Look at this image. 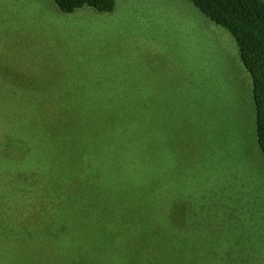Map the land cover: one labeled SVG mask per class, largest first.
Segmentation results:
<instances>
[{
	"label": "rangeland",
	"instance_id": "rangeland-1",
	"mask_svg": "<svg viewBox=\"0 0 264 264\" xmlns=\"http://www.w3.org/2000/svg\"><path fill=\"white\" fill-rule=\"evenodd\" d=\"M0 0V264H264V155L235 38L190 0Z\"/></svg>",
	"mask_w": 264,
	"mask_h": 264
},
{
	"label": "trees",
	"instance_id": "trees-1",
	"mask_svg": "<svg viewBox=\"0 0 264 264\" xmlns=\"http://www.w3.org/2000/svg\"><path fill=\"white\" fill-rule=\"evenodd\" d=\"M66 14L90 7L113 12L115 0H51ZM212 22L236 40L243 65L253 80L257 138L264 155V0H190Z\"/></svg>",
	"mask_w": 264,
	"mask_h": 264
}]
</instances>
